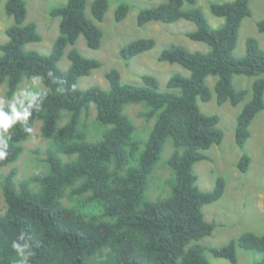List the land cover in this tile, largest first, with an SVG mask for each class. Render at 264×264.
<instances>
[{
  "label": "trees",
  "instance_id": "obj_1",
  "mask_svg": "<svg viewBox=\"0 0 264 264\" xmlns=\"http://www.w3.org/2000/svg\"><path fill=\"white\" fill-rule=\"evenodd\" d=\"M160 1L139 11L137 25L189 21L194 30L186 36L208 46L206 52H189L172 44L161 51L159 61L189 71L187 77L172 75L167 91H159L151 75L141 77L142 85L122 83L115 69L105 74L108 90L78 88L77 80L99 68L100 62L82 56L74 44L82 35L88 48L100 47L103 34L93 21H102L107 0H93L92 20L85 14L86 0H66L51 8L49 16L60 22L48 55L24 50L25 45L41 41L37 25L25 23L24 0L6 1L5 12L13 24L6 29L7 41L0 44V86L6 85L5 97L15 95L23 78L38 77L47 90L36 92L35 99L30 97L17 108L27 109L31 115L7 134L11 136L8 155L0 160V190L6 204L0 211V264H18L13 242L28 244L35 253L31 257L24 253L27 264H209L205 251L236 264L237 248L264 254V234L245 232L219 248L200 244L215 227L204 219L202 207L222 196L225 182L217 178L212 190L201 191L193 169L197 162L209 160L205 151L221 144L223 138L217 126L219 117L203 114L197 104V98L210 100L205 84L208 76L217 77L216 103L232 106L246 95L235 89L233 77H255L250 99L236 117L234 138L239 148L249 137L253 118L264 109V51L256 39L247 38L244 56L234 55L241 22L251 14L249 0L209 3L210 12L223 19L217 28L209 26L197 0ZM128 9L119 4L114 19L122 21ZM256 26L264 33V17ZM154 44L152 38L134 39L119 54L128 61ZM66 47H70V65L63 72L57 63ZM131 103L144 105L139 115L145 121L154 119L146 140L136 138V126L124 113ZM91 106L95 110L93 129L84 120ZM0 107L11 115V109ZM63 112L67 118L59 125ZM38 121L40 136L47 142L44 168L16 181L14 167L6 173L1 169L17 162L22 144ZM99 129H103L100 139ZM167 139L173 147L165 162L171 172L166 181L170 192L150 200L145 196L148 179ZM249 164V156L243 154L237 168L246 172ZM255 264H264V258Z\"/></svg>",
  "mask_w": 264,
  "mask_h": 264
},
{
  "label": "rangeland",
  "instance_id": "obj_2",
  "mask_svg": "<svg viewBox=\"0 0 264 264\" xmlns=\"http://www.w3.org/2000/svg\"><path fill=\"white\" fill-rule=\"evenodd\" d=\"M6 1L0 0V44L7 41L6 29L13 24V18L7 16L5 12ZM24 1L26 7L25 23H36L37 32L41 36L40 42L29 43L24 46V50L48 55L59 35L60 22L59 18L50 17L49 11L55 6L64 4L66 0ZM227 1L232 0H197L196 6L204 14L209 26L217 28L222 24L223 19L210 12L209 3ZM92 2L93 0H86L85 5V14L91 20L90 7ZM107 3L108 8L102 21H93L103 34L100 47L98 49L88 48L82 35L77 38L74 44V48L82 56L100 62L99 68L92 70L88 76H82L77 80V86L81 90L92 86L108 90L109 84L105 74L110 69H115L119 72L122 83L142 85L141 77L151 75L158 82V90L167 91L166 84L172 75L181 74L187 77L189 71L179 64L159 61L158 56L161 51L172 44L182 46L189 52H206L208 50L206 44L192 41L186 36L188 32L194 30V24L189 21L178 20L170 24L150 22L142 26L137 25L136 20L139 11L157 6L161 3L160 0H107ZM121 3L126 4L129 9L126 17L117 22L114 19V12ZM248 7L251 14L241 22L234 50V55L237 58L244 56L247 38L256 39L260 49L264 51V33L259 32L256 26V23L264 17V0H249ZM140 38H152L155 42L154 47L128 61L122 59L119 54L120 48L131 40ZM69 49L70 47L65 48L62 58L57 63L60 71H66L70 65L67 57ZM254 79L255 77H233L235 89L246 92L244 100L236 106L230 105L229 102L221 105L216 103L214 84L217 77L215 76H208L205 79V84L211 94L210 100L203 102L197 98V104L203 114L219 117L217 126L223 134L221 144L212 145L205 151L209 160L197 162L193 167L197 176V186L201 191L212 190L217 178H223L225 182L222 196L214 203L202 207L204 219L215 224L211 235L200 240V244L207 248L222 247L231 239H236L245 232L256 235L264 234V109L253 118L249 126V137L242 148L235 144L234 138L236 117L250 99L251 85ZM5 89L6 85L2 84L0 86V105L9 109H11V105H15L17 109L36 92L47 90L38 77L23 78L11 99L5 97ZM143 109L142 103H131L124 108V113L136 126L135 136L139 140L147 139L154 123V119L145 121L140 117L139 114ZM94 117V106H91L88 116L84 117L87 125H92L90 129H93ZM66 118L67 113L63 112V118L58 124H64ZM39 127L40 122L38 121L33 125L30 137L22 144L24 150L20 158L14 164L4 166L1 169L2 173H6L14 167L17 171L15 180L18 181L44 168L43 151L47 142L41 138ZM102 130L99 129L98 139L101 138ZM93 138L96 139V137ZM172 149L171 141L167 139L160 160L149 176L145 191L147 199L156 200L169 194L170 189L166 185V181L171 172L166 167L165 162ZM243 154L250 158L246 172H241L237 168V163ZM64 202L66 203L65 200ZM5 207L6 204L0 190V211L3 212ZM204 255L209 264H231L228 260L214 258L207 251L204 252ZM236 257V264H255L259 259L264 258V254L237 248Z\"/></svg>",
  "mask_w": 264,
  "mask_h": 264
},
{
  "label": "clouds",
  "instance_id": "obj_3",
  "mask_svg": "<svg viewBox=\"0 0 264 264\" xmlns=\"http://www.w3.org/2000/svg\"><path fill=\"white\" fill-rule=\"evenodd\" d=\"M27 95V93H25ZM38 95V93L36 94ZM36 96L33 95V99H35ZM31 103L28 105L29 108H31ZM31 113L27 109H23V111H18L15 107V105H11V115L6 114L2 107H0V160L7 158V149L9 146V140L11 139L10 135H5L8 133V130L13 127L17 122H26L29 118ZM26 132H31L30 128H25ZM21 240L24 239L23 236L20 237ZM12 248L15 250L17 256L19 257L18 264H27L28 257L24 256V253L27 251L31 256H34L35 253L30 250V247L28 244L21 245L20 243L13 242Z\"/></svg>",
  "mask_w": 264,
  "mask_h": 264
}]
</instances>
